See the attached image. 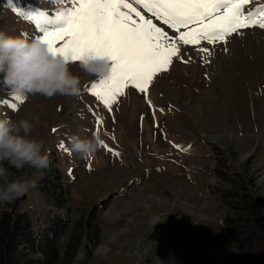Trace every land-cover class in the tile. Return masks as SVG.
<instances>
[{"label": "rangeland", "instance_id": "1", "mask_svg": "<svg viewBox=\"0 0 264 264\" xmlns=\"http://www.w3.org/2000/svg\"><path fill=\"white\" fill-rule=\"evenodd\" d=\"M11 3L50 16L60 7L52 0ZM259 5L264 0H251L245 10ZM0 31L29 41L42 35L11 10L10 0H0ZM69 68L80 79L76 95H28L21 103L0 82V119L31 122V138L43 141L49 157L47 168L25 167L17 175L35 180V187L0 207L19 202L36 230L63 214L71 222L69 239L75 222L97 206L100 243L92 247L84 239L70 264H247L224 227L214 169L217 153L226 152L229 163L256 181L264 215V29H242L226 43L181 45L146 94L129 86L110 112L91 95L100 78L79 61ZM97 130L107 148L91 157L69 150L68 136L91 137ZM51 167L61 170L70 188V212L49 206L37 190Z\"/></svg>", "mask_w": 264, "mask_h": 264}, {"label": "snow or ice", "instance_id": "2", "mask_svg": "<svg viewBox=\"0 0 264 264\" xmlns=\"http://www.w3.org/2000/svg\"><path fill=\"white\" fill-rule=\"evenodd\" d=\"M250 3L251 0H55L60 7L51 16L46 11L12 4L11 0L10 7L36 26L42 33L37 38L54 55L68 62H111L110 74L91 87V95L110 112L129 86L146 94L154 77L167 71L173 57L179 56L181 45L226 43L227 37L240 34L242 29H264V5L246 11ZM139 9L177 35L170 36ZM197 50L211 54L207 48ZM14 98L21 103L24 99L18 95ZM9 107L17 110L16 104ZM101 123L97 118L98 126ZM60 147L67 151L63 144Z\"/></svg>", "mask_w": 264, "mask_h": 264}, {"label": "trees", "instance_id": "3", "mask_svg": "<svg viewBox=\"0 0 264 264\" xmlns=\"http://www.w3.org/2000/svg\"><path fill=\"white\" fill-rule=\"evenodd\" d=\"M217 159L214 173L221 183L213 190L226 209L224 227L247 264H264V215L255 192L257 183L246 171L229 163L226 152H218ZM10 171L14 177L19 174L13 168ZM37 190L49 206L70 212V188L60 169L46 171L37 182ZM100 212L96 206L87 217L79 218L67 239L71 222L63 214H54L47 225L36 230L30 215L20 210L19 202L0 207V264H70L84 239L92 247L99 245Z\"/></svg>", "mask_w": 264, "mask_h": 264}, {"label": "clouds", "instance_id": "4", "mask_svg": "<svg viewBox=\"0 0 264 264\" xmlns=\"http://www.w3.org/2000/svg\"><path fill=\"white\" fill-rule=\"evenodd\" d=\"M69 64L51 53L39 38L29 41L0 31V82L15 95L39 94L51 98L78 94L80 79L70 71ZM80 67L89 75L101 78L110 74L111 62L85 59ZM32 128L33 124L26 119H0V204H10L35 187V180L14 177L10 168L22 172L25 167L39 170L49 165L43 141L30 136ZM67 145L71 152L91 157L103 147L104 141L96 132L91 137L73 134L67 137Z\"/></svg>", "mask_w": 264, "mask_h": 264}]
</instances>
